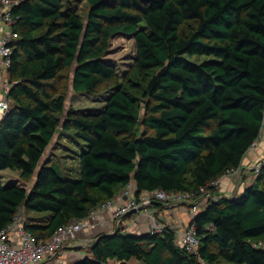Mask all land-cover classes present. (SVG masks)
Returning <instances> with one entry per match:
<instances>
[{"label":"trees","instance_id":"16d2710c","mask_svg":"<svg viewBox=\"0 0 264 264\" xmlns=\"http://www.w3.org/2000/svg\"><path fill=\"white\" fill-rule=\"evenodd\" d=\"M84 2L86 20L78 14ZM13 15L12 103L0 123V231L24 210L25 229L47 241L130 183L136 199L157 191L197 195L239 169L261 135L264 0H21ZM119 35H132L136 46L122 79L106 59ZM185 55L215 59L195 64ZM67 71L75 93L107 94L103 109L66 111ZM60 128L81 147L77 181L46 157ZM4 171L34 182H5ZM193 223L199 256L170 229L119 230L99 235L74 264H264V247L256 246L264 239V164L240 195H222Z\"/></svg>","mask_w":264,"mask_h":264},{"label":"built area","instance_id":"2783aa9c","mask_svg":"<svg viewBox=\"0 0 264 264\" xmlns=\"http://www.w3.org/2000/svg\"><path fill=\"white\" fill-rule=\"evenodd\" d=\"M20 3L21 0H0V84L3 94L0 99L1 119L8 113L12 103L8 95L14 83L10 82L9 70L15 50L12 44L18 39V35L14 32V25L18 18L14 17L13 11ZM263 164L264 160L252 168L253 182L255 177L260 174ZM239 175L240 168L231 170L201 188L197 195L157 191L143 193L139 199H136L134 184L130 183L118 198L102 203L93 209L85 219L75 220L59 227L47 241L37 239L25 229L26 216L24 210H20L13 222L0 231V264H59L60 259L65 256L66 247L75 243L84 231L99 232L96 238L101 234H116L119 230L122 233L132 234L130 227L134 223L129 220L136 221L135 213H143L149 217L151 226L148 233L162 235L170 229L176 233V242L180 247L199 256L201 240L193 219L209 204L217 202L222 197L220 194L223 193L221 186L224 178L233 179ZM235 195L229 193L226 197L231 198ZM154 203L168 205L188 203L193 219L179 229L169 224H162L149 211ZM106 213L110 215L108 220L104 219ZM14 238H17L18 241H14ZM200 261L202 264H206L202 259Z\"/></svg>","mask_w":264,"mask_h":264},{"label":"rangeland","instance_id":"374dc122","mask_svg":"<svg viewBox=\"0 0 264 264\" xmlns=\"http://www.w3.org/2000/svg\"><path fill=\"white\" fill-rule=\"evenodd\" d=\"M89 3L84 2L80 6L79 16L86 20L88 11H89ZM136 56V46L135 41L132 35H119L112 39L110 51L106 57L107 61L113 64L118 73L119 77H122L128 73L131 69ZM185 58L195 64H201L210 60L215 59L213 56H198V55H185ZM62 85L65 88V93L67 97L66 102V111L75 110L78 112H93L97 110H101L104 108L106 102L105 92L101 91L98 94L90 95V94H77L74 92L72 88V80L71 73L67 71L63 75ZM62 128H60L59 133L62 134ZM256 144V143H255ZM254 144V145H255ZM55 148V149H54ZM84 148L82 149V151ZM81 151V147L79 144L75 143L74 140L68 135L63 136L59 134L56 136L52 147L48 150L46 157L48 158L50 155L53 160L58 162L63 170L64 176L72 181H77L79 179L80 173V163L77 158V154ZM3 178L5 182H15L22 184L23 186L30 188L34 182V179L27 183L24 182L20 178V174L16 171H4ZM237 182L239 183L240 175L237 176ZM236 182V183H237ZM236 192V187L233 193ZM220 195H223L221 193ZM224 196V195H223ZM31 217H38L37 214L31 213ZM261 247H264V239L257 240ZM89 249L85 248L84 252L88 253ZM65 255L60 259L59 264H73L76 257H67Z\"/></svg>","mask_w":264,"mask_h":264},{"label":"crops","instance_id":"0c3cea01","mask_svg":"<svg viewBox=\"0 0 264 264\" xmlns=\"http://www.w3.org/2000/svg\"><path fill=\"white\" fill-rule=\"evenodd\" d=\"M2 95H3L2 85L0 84V99L2 98ZM60 135L66 136L63 134V132L62 134L60 133ZM262 160H264V126L258 141L247 153V155L245 156L242 162V165L240 167L239 183L237 182L238 180L237 177L233 179L224 178L222 180L221 191L223 192V195L228 196L229 193L230 194L233 193L235 187H236V192L233 194L240 195L246 187L252 184L253 182L252 177L254 176L252 173V168H254V166L257 165V163L261 162ZM4 173L5 172L2 173V176ZM187 204L188 203H183L180 205L161 204L160 206L158 205L159 207L156 206L150 208L149 211L151 214H153L156 217V219L160 223L169 224L179 229L186 226L193 219ZM108 218H110V215L109 213H106L104 215V219L108 220ZM134 218H136V221L129 220V222L134 223L130 227V230L132 231L131 233L132 234H141L142 232L148 233L149 227L151 226V221L149 217L143 213H135ZM97 233L99 232H94V233L88 231L82 232L75 243H71L66 247L65 255H68L67 257L75 256L76 259L74 263L82 258L84 259L86 256L89 255V251L88 253L84 252V249L85 248L89 249V247L91 246L93 247V244L96 242ZM14 241H18V239L14 238ZM111 264H120V263H111Z\"/></svg>","mask_w":264,"mask_h":264},{"label":"water","instance_id":"95a60500","mask_svg":"<svg viewBox=\"0 0 264 264\" xmlns=\"http://www.w3.org/2000/svg\"><path fill=\"white\" fill-rule=\"evenodd\" d=\"M133 38H134V37H133ZM3 118H4V117H3ZM3 118L1 119V121L3 120ZM1 121H0V123H1ZM93 247H94V245H93ZM93 247H92V248H93Z\"/></svg>","mask_w":264,"mask_h":264}]
</instances>
